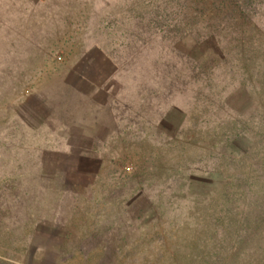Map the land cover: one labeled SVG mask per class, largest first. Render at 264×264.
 <instances>
[{
	"label": "rangeland",
	"instance_id": "obj_1",
	"mask_svg": "<svg viewBox=\"0 0 264 264\" xmlns=\"http://www.w3.org/2000/svg\"><path fill=\"white\" fill-rule=\"evenodd\" d=\"M259 228L264 0H0V264H217Z\"/></svg>",
	"mask_w": 264,
	"mask_h": 264
},
{
	"label": "trees",
	"instance_id": "obj_2",
	"mask_svg": "<svg viewBox=\"0 0 264 264\" xmlns=\"http://www.w3.org/2000/svg\"><path fill=\"white\" fill-rule=\"evenodd\" d=\"M217 231V230H216ZM218 232V231H217ZM243 232V231H242ZM246 232V231H245ZM222 233V231H221ZM248 235H252L251 238H249V241H253L252 243V247H255L256 248V245H258L256 243V240H258L259 238V241L263 239L264 237V230H262L261 228H259L258 230H251V231H248ZM247 235H244V232L241 233V238H240V241H239V244H238V248L237 250H235L233 247L232 249H230V251H227V248L225 246H221L222 248L219 250V258L217 260V264H226V261L227 259H232V257L235 255H239L240 252H243L245 247H246V244L250 243L248 240H247ZM226 238V237H225ZM224 239V238H222ZM260 241V242H261ZM247 242V243H246ZM251 248V247H250ZM222 250V251H221ZM255 250V249H254ZM260 247L258 249H256V251H260ZM264 255H257L255 256L254 258V261L260 259V258H263ZM253 261V262H254Z\"/></svg>",
	"mask_w": 264,
	"mask_h": 264
}]
</instances>
